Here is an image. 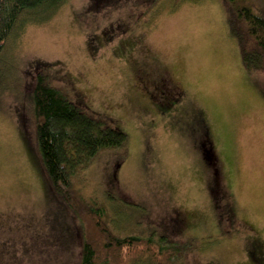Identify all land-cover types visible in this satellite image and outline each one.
Segmentation results:
<instances>
[{
  "label": "rangeland",
  "instance_id": "obj_1",
  "mask_svg": "<svg viewBox=\"0 0 264 264\" xmlns=\"http://www.w3.org/2000/svg\"><path fill=\"white\" fill-rule=\"evenodd\" d=\"M44 14L24 13L0 56V264H80V220L38 151V61L127 135L74 176L115 233L178 245L173 264H264V75L243 65L222 0H67Z\"/></svg>",
  "mask_w": 264,
  "mask_h": 264
},
{
  "label": "trees",
  "instance_id": "obj_2",
  "mask_svg": "<svg viewBox=\"0 0 264 264\" xmlns=\"http://www.w3.org/2000/svg\"><path fill=\"white\" fill-rule=\"evenodd\" d=\"M66 1L0 0V56L17 27L24 24V13L43 9L45 14L39 21H45ZM222 2L229 32L237 43L243 65L251 74L264 75V2L260 5L252 0ZM36 65L32 92L38 151L49 191L80 220V264H131L143 256H148L153 264H173L181 247L149 236L115 233L104 219L103 209L80 194L74 182L77 172L87 167L100 151L122 146L127 135L87 104L70 99L54 86L50 71L56 64L38 61ZM226 194L224 191L221 196ZM214 198L219 209L218 197Z\"/></svg>",
  "mask_w": 264,
  "mask_h": 264
}]
</instances>
